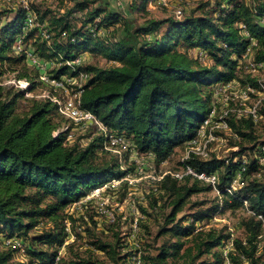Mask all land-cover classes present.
<instances>
[{"label":"trees","instance_id":"16d2710c","mask_svg":"<svg viewBox=\"0 0 264 264\" xmlns=\"http://www.w3.org/2000/svg\"><path fill=\"white\" fill-rule=\"evenodd\" d=\"M146 1L134 0L130 9L147 14ZM89 4L76 1L63 14L29 4V11L54 36L46 44L36 36L37 29H32L26 33L25 41L34 38L35 53L41 59L60 64L46 72L50 80L75 75L79 70L87 73L81 107L95 115L108 134L126 136L135 153L153 155L156 166L166 162L177 147L197 136L212 109L215 87L233 80L257 87L253 79L247 76L246 80L242 79L243 55L250 39H254L257 46L252 48L253 57L264 61V0H252L251 4L245 0L200 1L198 15L193 11L179 20L174 16L162 20L148 18L141 25H133L124 14L111 11L106 5L90 8ZM27 12L19 8L0 27V78L9 71L16 74L18 81L28 84L26 89L0 84V236L18 238L25 245V263L15 261L17 249L0 246V264H54L68 235L64 220H73L65 209L104 186V192H121L122 203L127 198L129 184L120 180L134 171L124 168L116 156L109 160L97 158L103 152L104 136L99 132L85 147L70 144L69 128L61 131L67 121L49 99L25 97L43 83L39 71L26 64L24 54L16 55L13 51ZM8 13L9 10L2 11L0 16ZM115 25L121 29L118 38L95 35L97 29ZM239 25L249 37L242 35ZM62 32H66V40L60 38ZM191 49L204 51L209 65L193 60L188 55ZM84 52L99 54L109 66L102 68L88 63L73 70L66 64L74 53ZM241 59L243 64L239 66ZM48 91L50 95L56 94L51 86ZM22 100L26 107L18 111L17 105ZM259 112L264 127V105ZM226 121L238 139L251 145L243 146L239 142V149L225 159L212 157L203 161L190 157L179 162L181 170L173 172H182L185 166H190L199 172L218 173L220 196H215V203L206 214H194L190 221L177 216L191 196L211 192V187L190 176L177 180L167 175L157 180L153 191H158L159 197H150L149 209L170 207L156 233L157 238H166L155 254L141 252V264H178V260L179 264H264L263 223L258 219L264 217V166H259L253 158L264 141L258 142L251 119L237 121L230 115ZM243 163L246 166L241 176L243 186L228 195L224 189ZM112 181L120 182L114 187ZM162 200L164 203L158 206ZM242 200L248 201V210L254 215L247 212ZM226 209L245 211L247 217L240 222L243 239H230L225 229H195L196 223ZM141 211L148 218L153 216L148 210ZM40 224L49 226L40 234L28 237ZM71 229L74 241L81 238L72 223ZM84 231L94 238L88 244L104 252L113 264L130 261L131 252L119 255L123 246L116 233L112 244L94 237L88 228ZM230 240L231 248L222 251L220 247ZM74 241L64 247L56 264H99L89 256L75 253Z\"/></svg>","mask_w":264,"mask_h":264},{"label":"rangeland","instance_id":"374dc122","mask_svg":"<svg viewBox=\"0 0 264 264\" xmlns=\"http://www.w3.org/2000/svg\"><path fill=\"white\" fill-rule=\"evenodd\" d=\"M5 1V0H4ZM4 1L0 0V12L8 11L3 3ZM87 1L90 2V8L95 7H105L102 5L108 6L111 11H118L124 14L128 20L133 25H141L146 19H156L162 20L167 17H173L171 8H155V9H147V14H143L140 12H133L130 9V5L134 0H121V1H110V0H39L34 3L35 6L43 9H47L51 12H55L58 14H63L68 9L72 8L75 2ZM178 2V0H175ZM246 3L252 2V0H245ZM185 15L189 12H193L198 15L200 13L198 8V4H191V7H185ZM174 9V8H173ZM13 15V12L5 16L7 19ZM79 15V14H78ZM78 15H76L78 17ZM118 25H115V30L110 33L109 38H118L121 35V29L117 28ZM86 63L92 64L102 68L109 66V62H107L102 56L99 54L91 55L90 53L85 54ZM203 65H209L207 58L200 61ZM5 70V68H2ZM246 76L248 78L256 80L264 81V72H260L258 74H253L249 71L248 67L244 65V72L242 73V79L246 80ZM42 82V81H41ZM0 84L3 86L20 88V84L16 79V74L5 71L0 78ZM43 84V85H42ZM38 85L37 88L28 95H25L26 98L31 97H41L46 98L49 94L48 86L44 84V82ZM27 87V86H26ZM221 86H217L213 89L214 92L221 94V98L225 99V104L223 102L217 105V109L228 111V117L231 115L234 120H240L239 116L242 114L245 115L243 107L239 105L238 98H244V89L241 83L238 88H232L227 90L226 92L220 90ZM220 98V97H219ZM234 98L235 100H231ZM26 107V103L24 100L20 101L17 105V110L20 111ZM67 126L70 130L71 138L70 144H78L81 147H85L91 142V138H94L98 133V130L95 127H91L90 129L84 131L79 128H72L70 122H66L63 125ZM62 126V128H64ZM61 131H65L61 129ZM220 136V140H216L211 144H208L207 149L209 150V154L207 158H217V159H225L230 157L232 152H235L239 149L237 144L240 142L243 146H250V143L246 141H242V139H238L236 134L228 125L227 129H221L217 131ZM254 135L257 137L258 142L264 141V127L263 123L260 122L254 125ZM236 143V145H234ZM181 147H177L175 153L170 156L166 162L163 164L156 166L154 161L148 159L144 155H140L137 153H133L132 150L127 152H121L119 155H116L112 152H102L97 155L98 159L101 160H109L110 157H118L121 161V165L124 168H134L133 173L128 175V194L127 198L120 203L119 195L121 192L119 191H106L91 193L94 195L93 199L81 206H77L72 208L69 205L65 212L68 216H71L73 220H69L65 218L66 222L69 226L70 232L72 233V228L79 234L81 238H75L73 251L78 252L82 256H89L94 260H97L99 264H113L109 257L102 251H97L93 248V246L89 245L88 242L94 240V238H90L88 233H85L84 228H88L89 231L93 234L94 237L100 238L102 241L107 243H115L116 238L113 236L115 233L117 234V238L120 240V246H123L119 251V255L123 256L128 253H132V256L139 252L135 249L134 243L139 244L140 256L141 252L144 254H155L157 252V248L161 245L162 241L165 240L166 237H156V233L158 228L163 223L164 214H168L170 211V207H166L164 209H157L155 211L149 209V201L150 197L155 196L159 197V192H154L153 188H156V184L158 181V177L161 176L162 173L166 171H176L181 170L182 166L179 165V162H182V158L184 155V150L180 149ZM259 176V175H256ZM114 184V183H112ZM118 185V184H117ZM116 183L113 185L117 186ZM155 193V194H154ZM90 195V194H89ZM215 194L212 191L202 192L199 194H195L189 198V201L184 206L182 212H180L177 218L187 217V220H192V216L194 214H206L207 210H209L214 205ZM166 202V201H165ZM168 202V201H167ZM163 200L158 203V206L163 204ZM197 205H196V204ZM148 210L153 216L148 218L145 216L141 209ZM247 215L243 209L237 210H224L220 213H215L211 218L205 219L202 222H198L195 225V229H225L226 233L230 235V239L232 238H242L244 237L243 230L240 226L241 220L246 218ZM188 222H184L187 224ZM134 225H136V234L133 233ZM146 226V229L144 228ZM49 225L40 224L37 228L33 229L28 233V237L33 235L40 234L43 229H47ZM262 236L264 238V224L262 229ZM4 236H0V239ZM231 242V240L229 241ZM150 246V247H148ZM39 248L44 249L45 246L38 245ZM229 247L226 242L225 245L221 246L220 249L226 252ZM217 249V250H220ZM70 256L69 253H67ZM131 256V257H132ZM15 261L19 263H25V257L23 253L15 254ZM180 260H178V264ZM125 264H134L132 258L130 261H127ZM141 264V263H140Z\"/></svg>","mask_w":264,"mask_h":264},{"label":"built area","instance_id":"2783aa9c","mask_svg":"<svg viewBox=\"0 0 264 264\" xmlns=\"http://www.w3.org/2000/svg\"><path fill=\"white\" fill-rule=\"evenodd\" d=\"M4 1V0H2ZM36 1L39 0H5L3 3L4 5L9 8V11H12L13 14L19 9L22 8L27 12L25 22L23 23L22 33L17 36L13 45V51L16 55L24 54L26 64L36 70L39 71V79L40 81L44 82L48 86L54 88L56 94L50 95V93L46 96L49 99L50 103L56 107L58 114H60L66 121L70 122L74 128H79L84 131L90 129L91 127H95L99 133L104 136L102 142V149L103 152H112L116 155H119L121 152H127L133 149V145L131 141L124 135H117V134H108L107 129L104 125L97 119L95 115L91 112L83 109L81 107V97L83 93V86L85 85L88 74L79 70L75 75H63L60 77L59 80H50L47 76L46 72L48 70L58 68L59 63L56 60L51 59H41L34 50L32 43L34 42V38L25 41L26 33H28L32 29H37L36 36L39 37L40 41L46 42V44H50L54 33L46 27L45 24H41L37 21L35 14L29 11V4H34ZM110 1H121V0H110ZM200 1L202 2H213L214 0H147L146 7L147 9H155V8H171L172 13L175 19H181L185 15V7H191V4L195 3L198 4ZM174 8V9H173ZM7 21L5 16H0V27ZM98 21V19L96 20ZM90 26H88L89 28ZM239 27H241L239 25ZM242 35L247 38L248 33L242 26ZM115 29V27L109 28H99L96 30L95 35L100 38H109L110 33ZM92 31V29H91ZM60 38L66 40V32H62ZM73 41V40H71ZM257 46V42L254 39H250L249 45L247 46L243 59L245 66L248 67L249 71L253 74H258L260 72H264V61H257L253 57V47ZM85 54L87 52L81 54H73V58L71 61H67L66 64L73 67H79L82 64L86 63ZM188 55L195 61L200 62L203 59H206L207 56L204 51L200 49H191L188 52ZM201 63V62H200ZM242 59L239 61V66L242 65ZM257 84L256 88L250 87L248 84H244L245 86L243 94L245 95L244 98H238V103L241 107H243V111L245 113L239 116L240 118L251 119L252 122L256 125L258 124L263 118L261 113L259 112L260 108L264 105V81L263 80H256ZM20 84L21 89H26L28 86L27 82L20 80L18 81ZM239 84L237 81L233 80L225 85H219L220 90L227 91L232 88H238ZM218 86V87H219ZM216 88V87H215ZM27 92L25 95H28ZM220 97V98H219ZM231 100H235L231 98ZM223 102L225 104V99L221 98L220 92H214V98L212 101V109L207 116V118L203 121V124L200 126V129L197 132V136L183 143L180 149L184 150V155L182 160H187L190 157L198 158L199 160H208L207 158L209 154V150L207 149L208 144L216 140H220L219 135H215L217 131L221 129H227L228 123L226 119L228 118V111L226 110H219L217 109V105ZM64 127V126H63ZM68 127L65 126L61 128L62 130H66ZM71 134L68 135L67 140L70 141ZM146 157V156H145ZM148 159H153V155L148 154ZM253 158L256 160L259 166H264V146H261L257 149ZM246 171L245 163L242 164L241 169L235 174L232 181L229 183L227 187H225V192L228 195H232L239 188L243 186V182L241 180L242 173ZM171 176L177 180H181L183 176H190L193 179L197 180L201 184H205L212 189V193L217 196H220V193L217 189L218 184V173L217 172H199L194 170L190 166H185L182 172H170L166 171L158 177V180L163 178L164 176ZM258 175V174H257ZM128 176L124 179L120 180H127ZM120 181H112L111 183H116V185ZM113 184V185H114ZM105 190V186L102 188H98L90 192L85 197L81 198L80 200L71 204L72 208L77 206L84 205L90 202L94 195L91 194L93 192L98 193ZM243 207L247 210L249 214H253L250 210H248V201L242 200ZM254 215V214H253ZM258 219L262 221L264 224V217L258 216ZM66 220V219H65ZM64 220V221H65ZM65 229L67 232V239L64 244L59 248L57 256L55 258L54 264L58 261L60 255L62 254L64 247L74 241V236L70 232L69 226L66 222ZM136 225H134L133 233L136 234ZM229 247L231 248V242H228ZM0 246L1 248H11L17 249L19 253H24V244L18 238H5L2 237L0 239ZM135 249H139V245L134 243ZM140 252L135 253L131 258L134 264H140ZM225 264H228L227 262Z\"/></svg>","mask_w":264,"mask_h":264}]
</instances>
